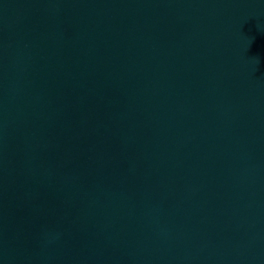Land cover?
<instances>
[{
    "label": "water",
    "instance_id": "1",
    "mask_svg": "<svg viewBox=\"0 0 264 264\" xmlns=\"http://www.w3.org/2000/svg\"><path fill=\"white\" fill-rule=\"evenodd\" d=\"M0 264H264V0H0Z\"/></svg>",
    "mask_w": 264,
    "mask_h": 264
}]
</instances>
